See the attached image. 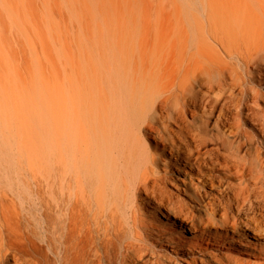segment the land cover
Segmentation results:
<instances>
[{
	"label": "bare ground",
	"instance_id": "6f19581e",
	"mask_svg": "<svg viewBox=\"0 0 264 264\" xmlns=\"http://www.w3.org/2000/svg\"><path fill=\"white\" fill-rule=\"evenodd\" d=\"M248 82L264 0H0V264H264Z\"/></svg>",
	"mask_w": 264,
	"mask_h": 264
},
{
	"label": "rangeland",
	"instance_id": "374dc122",
	"mask_svg": "<svg viewBox=\"0 0 264 264\" xmlns=\"http://www.w3.org/2000/svg\"><path fill=\"white\" fill-rule=\"evenodd\" d=\"M256 84L257 83H254V82H248L246 85L247 89L250 90L251 87H255L256 89H259V91L261 93H263V95H264V84H262L260 87L257 86ZM223 104H224V100H222L221 103L219 104L218 110H220L223 107ZM261 106L262 107L264 106L263 101H261ZM211 121L213 124L214 123L213 119ZM249 129H250V127H249ZM261 210H263V209H261ZM31 222H32V220H31ZM33 227L38 231L37 225H33ZM39 259L42 262V264H60L59 263V257L57 256V254L53 253L52 251H46L45 255L43 257H39ZM150 260H151V255L149 253H147L144 256V258L141 261H139L137 264H148Z\"/></svg>",
	"mask_w": 264,
	"mask_h": 264
}]
</instances>
